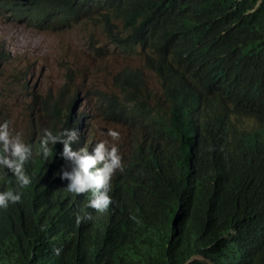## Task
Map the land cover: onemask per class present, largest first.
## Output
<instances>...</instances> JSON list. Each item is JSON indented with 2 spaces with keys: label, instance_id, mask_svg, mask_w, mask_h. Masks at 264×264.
Returning <instances> with one entry per match:
<instances>
[{
  "label": "trees",
  "instance_id": "trees-1",
  "mask_svg": "<svg viewBox=\"0 0 264 264\" xmlns=\"http://www.w3.org/2000/svg\"><path fill=\"white\" fill-rule=\"evenodd\" d=\"M84 1L60 3L70 14ZM91 1L107 36L142 58L117 73L123 99L103 112L124 130L112 203L101 213L86 206L90 193L66 191L57 173L75 165L62 143L48 160L37 154L45 129H75L73 150L94 154L78 92L34 96L19 119L0 109L33 152L27 187L0 169V192L22 193L0 209V264H264V0ZM5 65L17 78L28 70Z\"/></svg>",
  "mask_w": 264,
  "mask_h": 264
},
{
  "label": "rangeland",
  "instance_id": "rangeland-1",
  "mask_svg": "<svg viewBox=\"0 0 264 264\" xmlns=\"http://www.w3.org/2000/svg\"><path fill=\"white\" fill-rule=\"evenodd\" d=\"M82 1L76 0L77 6ZM83 3L76 13L68 14L60 0H0V64L19 67V61L28 69L22 78L0 72V109L19 119L34 96L57 94L67 84V94L78 92L80 108L93 119L95 141L110 148L120 137L112 140L107 131L120 136L124 132L110 112L107 120L103 117L109 98L123 99L115 76L124 67L142 64V58L138 52L124 51L107 36L100 15L104 11L97 2ZM39 7L49 8L41 20L37 19ZM7 52L11 55L1 59ZM106 97L107 105L103 103Z\"/></svg>",
  "mask_w": 264,
  "mask_h": 264
},
{
  "label": "clouds",
  "instance_id": "clouds-1",
  "mask_svg": "<svg viewBox=\"0 0 264 264\" xmlns=\"http://www.w3.org/2000/svg\"><path fill=\"white\" fill-rule=\"evenodd\" d=\"M9 121L0 124V169H6L16 178L20 188H25L31 183V178L26 174L25 164L33 155L32 148L26 145L19 134L13 135L9 128ZM107 135L112 140H118L119 132L109 129ZM78 139L75 129L65 130L58 135L45 129L37 154H42L45 160L52 155L49 144L56 145L58 142L64 145L63 157L74 162L71 172L61 170L63 179L70 181L66 191L75 195L90 193L87 207L93 208L101 213L106 212L112 203L109 195L110 182L116 170L123 171L122 158L115 146H107L105 142L96 144L94 154H90L89 147L85 145L78 151H74L72 144ZM102 165V166H101ZM22 193L7 190L0 192V209H7L9 204L21 201ZM84 219H91L87 214L77 216V224ZM60 254V249L55 250Z\"/></svg>",
  "mask_w": 264,
  "mask_h": 264
},
{
  "label": "bare ground",
  "instance_id": "bare-ground-1",
  "mask_svg": "<svg viewBox=\"0 0 264 264\" xmlns=\"http://www.w3.org/2000/svg\"><path fill=\"white\" fill-rule=\"evenodd\" d=\"M23 112V111H22ZM26 131V130H25Z\"/></svg>",
  "mask_w": 264,
  "mask_h": 264
}]
</instances>
